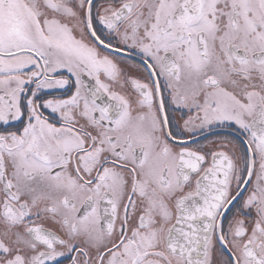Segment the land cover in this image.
<instances>
[{"label": "snow or ice", "instance_id": "6c2138e0", "mask_svg": "<svg viewBox=\"0 0 264 264\" xmlns=\"http://www.w3.org/2000/svg\"><path fill=\"white\" fill-rule=\"evenodd\" d=\"M0 264H264V0H0Z\"/></svg>", "mask_w": 264, "mask_h": 264}, {"label": "flooded vegetation", "instance_id": "af4514ba", "mask_svg": "<svg viewBox=\"0 0 264 264\" xmlns=\"http://www.w3.org/2000/svg\"><path fill=\"white\" fill-rule=\"evenodd\" d=\"M56 95H59L60 93H55Z\"/></svg>", "mask_w": 264, "mask_h": 264}]
</instances>
